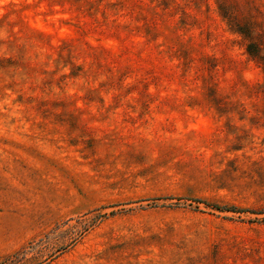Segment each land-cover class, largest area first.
<instances>
[{"label": "rangeland", "instance_id": "rangeland-1", "mask_svg": "<svg viewBox=\"0 0 264 264\" xmlns=\"http://www.w3.org/2000/svg\"><path fill=\"white\" fill-rule=\"evenodd\" d=\"M0 264H264V0H0Z\"/></svg>", "mask_w": 264, "mask_h": 264}]
</instances>
